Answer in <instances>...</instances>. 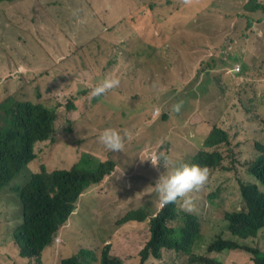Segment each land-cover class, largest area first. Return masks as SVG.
<instances>
[{"label": "rangeland", "instance_id": "rangeland-1", "mask_svg": "<svg viewBox=\"0 0 264 264\" xmlns=\"http://www.w3.org/2000/svg\"><path fill=\"white\" fill-rule=\"evenodd\" d=\"M98 4L100 6L95 7ZM245 5L246 0H213L194 9L185 5L183 0H41V4L27 13L26 18L21 12H16L14 6L5 7L14 24L10 20L0 35V89L3 90L10 83V89H5L3 95L20 91L22 98L34 99L39 89L42 93L51 89L56 95L59 92L60 95L73 92L71 103L79 113L88 112L91 107L97 112L94 118L99 119H91L95 134L106 128H114L122 134L126 130L131 134V138L125 141L127 147L124 151L113 154L117 163L122 168L146 166L136 183H132L128 170L125 172L120 167L112 175L104 177L99 185L88 188L77 202L69 221L60 230L62 234L54 242V247L45 251L43 264H59L63 257L76 255L80 249L93 251L98 256L104 245L109 243L113 256L136 259L146 239L147 222L119 228L116 222L130 210L146 203L150 204L152 211L156 210L154 196L157 193L151 194L152 186H155L161 174L172 169H164L161 165L150 167L152 156L164 153L175 166L186 164L189 153L199 150L201 137L207 134L212 121L227 108L231 115L235 112L234 116H230L233 121L229 124L236 128L228 131L230 145L222 149L225 155L223 164H234L230 171H214V179L208 189L195 196L197 210L193 213L199 217L205 238L202 248H195L193 253L207 255L206 245L218 235L264 251L263 233L254 239H239L230 233L229 223L223 220L222 214H213L214 207H225L226 212L230 213L244 209L238 183L252 182L246 163L258 155L255 144H264L263 126L254 118L264 120V15L262 12L247 11ZM103 8L104 11L108 9L107 14L100 15L95 11ZM0 18L5 20L2 15ZM110 18L122 21L120 45L111 40L115 38L111 28L117 26V22H112L108 29L102 24L109 23ZM21 21L25 28L19 24ZM103 34H107V39L102 37ZM34 41L47 52V61L35 68H3L11 57L19 58L27 53ZM75 45L91 55L89 62L91 60L92 66L89 64L91 68L87 82L97 83L96 74H101L102 67H110L111 74L122 79L121 89L124 92L128 86L129 90L135 92L128 95L138 94L133 108L139 110L135 113L136 120L132 122L133 129L118 127L115 121V118L120 121L121 117L127 115L123 99L110 111L103 108L107 106L106 97L94 98L90 95L94 87L90 92L79 93L88 71L81 72L79 80H74L72 88L66 90L60 83L67 81L66 76L55 82L56 74L48 72L47 64L51 60H60L58 53L68 55ZM152 54L157 56L150 57L152 70L148 78L139 84L133 83L138 73L143 76L142 67L147 63V56ZM228 56L230 58L226 61ZM76 59L77 63L81 60L86 62L81 50L76 53ZM134 59L136 65L132 70ZM233 66L240 75L227 74V70ZM42 71H46L47 76L39 74ZM189 95L191 108L187 109L189 100L184 101L183 108L187 110L182 112L185 124L176 122L173 117L162 120V126L160 119L168 108L163 111L160 102L164 100L165 107H169L170 103H177L180 101L178 99ZM111 112L115 113L113 119L106 124L101 123L102 118L98 116ZM197 121H202V124ZM81 123L77 121L73 124L69 120L65 123L68 134L57 131L56 142L60 144L57 155L75 162L86 151L101 161L112 159L105 151L99 152L103 145H97L94 141L85 142L89 137L85 134L82 138L80 133L90 126L84 127ZM123 125L127 126V123L123 122ZM187 129L189 136L185 135L188 134ZM162 133L166 137L155 142L153 136L161 138ZM174 134L177 135L175 138ZM180 139L188 141L184 150L180 149ZM55 143L48 142L38 150L51 154ZM41 163L40 158L36 166L29 169L37 173ZM44 164L50 170L69 168ZM80 164V168L87 172H95L99 166L97 160L87 155H83ZM23 175L19 174L7 188L5 199L0 201V246L8 241L10 245L13 243L11 232L20 223V209L16 202L19 193H15L13 188L15 184H25ZM259 188L264 191L263 187ZM210 193L215 196L209 197ZM4 207L9 208L5 210ZM210 257L222 264H253L251 256L241 250L213 253ZM175 261L177 264H187L188 256L171 254L165 264H175ZM0 264L16 262L13 257L0 252Z\"/></svg>", "mask_w": 264, "mask_h": 264}, {"label": "trees", "instance_id": "trees-1", "mask_svg": "<svg viewBox=\"0 0 264 264\" xmlns=\"http://www.w3.org/2000/svg\"><path fill=\"white\" fill-rule=\"evenodd\" d=\"M206 2H213V0H191V3L187 4V6L198 9ZM94 3L99 2L95 1ZM40 4L41 0H0V16L2 15L5 18V20L0 18V35L10 23V20L14 24L13 19L8 17L5 7L14 6L16 12H21L23 17L26 18L27 13ZM99 6L100 4L95 5V7ZM245 8L250 12L262 11L264 13V0L263 4L257 0H253L252 3L247 1ZM95 11L100 15L108 13V9L104 11V8ZM112 22H117V26L111 28L115 34V38L111 40L120 45L122 43V40H120L122 21H113L110 18L109 23L102 24L108 29ZM21 23L23 21L19 24ZM21 26L23 27L22 24ZM102 37L107 39V34H103ZM79 50L82 51L86 62L81 60L80 63H77L76 53ZM58 55L61 59H50L51 62L47 64V68L49 69L48 72L56 74L54 76L55 82L66 76L67 81L60 82L63 84L62 88L64 90L72 88L74 80H79L78 75L84 71H88V73L84 77L83 88L79 93L90 92L91 87L97 86L105 77H114L111 74L110 67H102L101 74H96L97 85L87 82L89 69L92 66L91 60V63L89 62L91 55H87V51L82 50L79 45H75L68 55L62 53H58ZM151 56L157 55L147 56V63L142 67L143 76L138 73V78L133 83L139 84L142 80L148 78L147 76L152 70L149 64ZM229 58L228 56L226 61ZM47 59L48 56L45 49L37 41H34L27 53L22 54L19 58L11 57L9 61H6L3 68L7 70L11 66L16 69L20 66L35 68L47 61ZM135 65L136 59L132 61V70H135ZM239 65L241 64L239 63ZM93 68L96 71V68ZM138 69L141 70L140 65ZM43 73L45 74L43 76H47L46 71H42L39 74ZM34 74L36 73L34 72ZM227 74L240 75L241 73L236 72L233 66L227 70ZM25 77L27 78L28 75ZM120 82L118 88L109 91L101 97L107 98V106L103 108L112 111L116 105L121 104L124 100L127 115L121 117L118 122L131 130L133 129L132 122L136 120L135 113L139 110V108H133L138 94L137 96L128 95V93L135 92L129 90L128 86L126 89L127 93L124 92L121 89V78ZM5 89H10V83L3 90L0 89V201L5 199L7 188L11 186L19 174L23 173V176L27 177V181H25L23 186L14 185V192L19 193L16 202L17 207L20 209L18 218L20 223L11 232L13 243L11 242L10 245L8 241L0 247L4 249L5 255L14 258L16 264H43L42 257L44 252L54 247L56 238L62 234L60 230L65 226L70 215L75 210V205L80 197L88 188L99 185L105 176L110 175L115 168V163L108 160L100 163L95 172H87L80 168L82 155L77 163L62 155H57L60 151V144L56 142V133L61 130L62 133L68 134V127H65V123H68L71 117L82 122L81 124L84 127L90 126L89 129L87 128L86 136L94 139L102 146L98 141L101 133L97 132L95 134L92 126L94 123L91 121V119H99L94 118L97 112L91 107L88 112L79 113L71 103L72 99H74L73 92L68 95H60L61 93L59 92L56 95L52 93L51 89L45 90L44 93L39 89L37 97L33 99L29 97L22 98L20 91L17 94L2 96L1 94H3ZM189 97L190 95L178 100L187 101ZM152 102L154 103V100ZM160 104L164 107L163 111L168 108L160 119V124L163 126L164 122L162 120L166 118L168 120L173 117L176 122L185 124L182 120V112L190 109L192 102L189 100V107L187 109L182 108L179 114L171 111V107L175 102L170 103L169 107H165L166 103L164 100ZM230 112L227 108L219 118L212 121L207 134L201 137L199 150L197 152L192 150L188 155L186 164H197L210 169L209 182L201 193L211 185L214 179V171H230L233 168L234 163L230 165L223 164L225 155L222 151L224 146L230 145L229 129L234 131L236 128L235 125L229 124L233 121L230 116L235 115V112L232 115ZM114 115L115 113L111 112L108 115H99L98 117L102 118L101 123L106 124L113 119ZM254 118L262 124L264 134V120L257 117ZM123 122H126L127 126L123 125ZM197 122L202 124V121ZM186 132L188 134L185 135L189 136V129ZM175 136L177 135L174 134V138ZM163 137H166L165 133H162L161 138L153 136V140L157 142ZM179 141L182 144L180 149L184 150V146L188 141L184 139ZM189 141L192 142L193 139L190 138ZM48 142L50 144L56 142L53 153L47 154L45 151L38 150V148L44 147ZM255 148L258 155L246 163L248 175L254 181L252 179V182L244 183L239 181L238 183L244 209L230 213L226 212L225 207H214L213 211V214L217 212L222 214L223 220L229 223L230 233L242 240L257 238L259 233H263L264 240V191L259 188V186L264 188V144L256 143ZM40 158L42 159V166L37 173H33L29 168L36 166ZM45 162L69 168L50 170L44 164ZM161 166L163 165L161 164ZM193 195L195 197L197 193ZM214 196V193L209 194V197ZM154 198L157 205L155 211H152L150 204L146 203L138 209L130 210L116 222L117 228L127 224L147 222L146 239L143 247L138 251L136 259L113 256L111 254V244L109 243L104 245L98 256L93 251L80 249L76 255L63 257L59 264H165L166 258L171 254L188 256L187 264H222L220 261L212 259L210 254L213 252L220 254L223 251L234 250L248 253L253 264H264V251L257 247L243 245L238 241L223 239L219 235L212 238L206 245L207 255L194 254L193 250L195 248H202L203 238H205L204 230H201L199 217L182 209V199H178L175 203L161 206V204L159 205L160 200L157 194ZM4 208L7 210L9 207ZM175 264H177V261H175Z\"/></svg>", "mask_w": 264, "mask_h": 264}, {"label": "clouds", "instance_id": "clouds-1", "mask_svg": "<svg viewBox=\"0 0 264 264\" xmlns=\"http://www.w3.org/2000/svg\"><path fill=\"white\" fill-rule=\"evenodd\" d=\"M257 1L260 2L259 0ZM183 3L185 5L190 4L191 0H183ZM260 3L263 4V2ZM256 12H262V11H256ZM251 13H255V12H251ZM73 14L76 15L75 12ZM120 83L121 82L119 78H114L110 76L105 77L98 85L97 83H95L97 86H95L92 89L90 95L94 98L101 97L107 94L109 91L118 88L120 86ZM183 105H184V101L182 100L178 101L177 103L172 105L171 111L173 113L179 114L181 112V109L183 108ZM130 138H131V134L126 130L122 134L120 131L114 128H106L101 132V134L98 137L99 143H101L105 147L104 148L102 146L103 148H101L99 152L106 151V149L111 152H123L125 149V141ZM95 144L100 145L98 143ZM83 155H87L90 158L97 160L98 164L106 162V161H101L97 156H95L93 153L90 152L84 151L82 156ZM150 161L152 163V165L150 163L151 166L158 167L159 165L162 164L164 169H168V168L172 169L171 171H168L166 174L165 172L161 174L159 178L156 180L155 186H152L151 194H153L154 192L157 193L159 200L161 202L160 203L161 206L170 203H175L178 199H182L183 200V203L181 204L182 209L189 213L195 212L197 209H196L195 197L193 194L199 193L205 188V186L209 182L210 169L206 166L201 167L197 164H191V165L182 164L180 166H175L171 161V159L164 153H160L159 155L154 156L153 159ZM142 171L143 169H129L127 171L128 175L129 174L132 175L130 177L132 178V183H136V179L139 177V174ZM112 173L110 175H112ZM23 178L25 179V181H27V177L23 176ZM124 178H129V176L128 177L125 176ZM72 214L70 215V217L72 216ZM69 219L67 220V222L69 221ZM220 237L223 238L222 236ZM58 239L59 238L57 237L55 241H58Z\"/></svg>", "mask_w": 264, "mask_h": 264}, {"label": "crops", "instance_id": "crops-1", "mask_svg": "<svg viewBox=\"0 0 264 264\" xmlns=\"http://www.w3.org/2000/svg\"><path fill=\"white\" fill-rule=\"evenodd\" d=\"M15 71V70H14ZM2 96H4L3 94H1ZM12 95V94H11ZM50 95V94H49ZM9 96V95H8ZM115 121L117 122V126L118 127H121V128H123L124 126H122V125H120L119 124V120L117 119V118H115ZM70 122L71 123H75V122H77V120H75V118L74 117H71L70 118ZM129 130V129H128ZM86 129H83L82 130V132L80 133V136L83 138V136L86 134ZM85 141V140H84ZM88 141H94L95 143H97L94 139H91L90 137L88 138V140L87 141H85V142H88ZM127 146L125 145V148H126ZM105 153H106V155H108L109 157H111L112 159H107L106 161H108V160H110V161H113L114 163H115V170H118V169H120V167H121V169H123L125 172L127 171V170H129V169H145L146 168V166H144V167H141V166H132L131 168H122V166H120L118 163H117V161L114 159L115 157H114V153H119V152H113V153H110V152H108L107 151V149H106V151H105ZM80 158V157H79ZM79 158H78V160L76 161V163L79 161ZM149 165V164H148ZM150 167H152L151 165H149ZM13 248V247H12ZM50 249H48V250H46V251H49ZM4 251V249L2 248V247H0V252H3ZM44 255H45V252H44Z\"/></svg>", "mask_w": 264, "mask_h": 264}, {"label": "built area", "instance_id": "built-area-1", "mask_svg": "<svg viewBox=\"0 0 264 264\" xmlns=\"http://www.w3.org/2000/svg\"><path fill=\"white\" fill-rule=\"evenodd\" d=\"M156 113H157V111H156ZM153 157H154V156H152V159H153ZM152 159H151V160H152Z\"/></svg>", "mask_w": 264, "mask_h": 264}]
</instances>
